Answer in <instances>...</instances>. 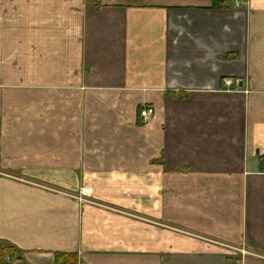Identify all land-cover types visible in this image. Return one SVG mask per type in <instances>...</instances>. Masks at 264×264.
<instances>
[{
	"label": "crops",
	"instance_id": "0c3cea01",
	"mask_svg": "<svg viewBox=\"0 0 264 264\" xmlns=\"http://www.w3.org/2000/svg\"><path fill=\"white\" fill-rule=\"evenodd\" d=\"M213 3L0 0L10 264H264V0Z\"/></svg>",
	"mask_w": 264,
	"mask_h": 264
},
{
	"label": "trees",
	"instance_id": "16d2710c",
	"mask_svg": "<svg viewBox=\"0 0 264 264\" xmlns=\"http://www.w3.org/2000/svg\"><path fill=\"white\" fill-rule=\"evenodd\" d=\"M133 1V0H131ZM139 1V0H136ZM141 1V0H140ZM214 6H218L220 0H212ZM20 257V251L11 243L0 241V264H10L8 260H15ZM57 264H76V258L70 254H57Z\"/></svg>",
	"mask_w": 264,
	"mask_h": 264
},
{
	"label": "built area",
	"instance_id": "2783aa9c",
	"mask_svg": "<svg viewBox=\"0 0 264 264\" xmlns=\"http://www.w3.org/2000/svg\"><path fill=\"white\" fill-rule=\"evenodd\" d=\"M153 115H154V110L149 107H145L140 111V117L143 120V122L149 121ZM86 196H87V193L82 192L81 197H79V200H82Z\"/></svg>",
	"mask_w": 264,
	"mask_h": 264
},
{
	"label": "water",
	"instance_id": "95a60500",
	"mask_svg": "<svg viewBox=\"0 0 264 264\" xmlns=\"http://www.w3.org/2000/svg\"><path fill=\"white\" fill-rule=\"evenodd\" d=\"M240 86H241V84H240Z\"/></svg>",
	"mask_w": 264,
	"mask_h": 264
}]
</instances>
